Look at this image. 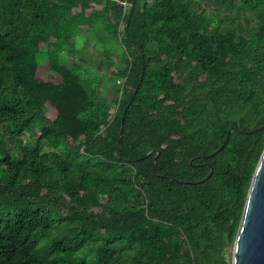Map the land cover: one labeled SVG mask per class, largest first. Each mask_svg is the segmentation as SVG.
Instances as JSON below:
<instances>
[{"label":"trees","instance_id":"16d2710c","mask_svg":"<svg viewBox=\"0 0 264 264\" xmlns=\"http://www.w3.org/2000/svg\"><path fill=\"white\" fill-rule=\"evenodd\" d=\"M263 125L264 0H0V264H231Z\"/></svg>","mask_w":264,"mask_h":264},{"label":"water","instance_id":"95a60500","mask_svg":"<svg viewBox=\"0 0 264 264\" xmlns=\"http://www.w3.org/2000/svg\"><path fill=\"white\" fill-rule=\"evenodd\" d=\"M129 105L130 102L127 106ZM125 112L126 110H124L121 117L119 149L122 128L125 120ZM234 130V128H230L228 130L224 143L215 152L205 156L197 157V159H210L222 151L229 140L230 133ZM263 132L264 125L252 131L243 133L252 134ZM152 154L153 151H150L145 155V157H148ZM158 155L159 152H157L153 158V170ZM212 171V167H210V173L204 179L199 181H181L172 178H170V180L188 185L201 184L211 176ZM231 264H264V149L248 190L240 224L232 247Z\"/></svg>","mask_w":264,"mask_h":264},{"label":"rangeland","instance_id":"374dc122","mask_svg":"<svg viewBox=\"0 0 264 264\" xmlns=\"http://www.w3.org/2000/svg\"><path fill=\"white\" fill-rule=\"evenodd\" d=\"M208 3L209 2H205ZM74 46L77 53V72L80 77L89 85L99 86L100 95L106 96L109 87L112 89V67L108 66V60L106 58L111 55L117 56L121 52V46L111 41L105 33L97 29H92L84 35L74 38ZM94 47V49L92 48ZM62 57L65 53L61 54ZM38 63L40 67L46 66V59L39 56ZM48 77L58 81V77L54 74H48ZM119 83V81L117 82ZM49 118L53 117L50 111H47ZM230 251V257H231Z\"/></svg>","mask_w":264,"mask_h":264},{"label":"crops","instance_id":"0c3cea01","mask_svg":"<svg viewBox=\"0 0 264 264\" xmlns=\"http://www.w3.org/2000/svg\"><path fill=\"white\" fill-rule=\"evenodd\" d=\"M113 42L116 43V44H118V43H117L116 41H114V40H113ZM92 48L94 49V47H92ZM111 59L115 62L116 66H119V65H120L117 56L112 55V56H111ZM112 70H113V69H112ZM112 74H113V73H112ZM112 82H113V79H112ZM113 88H114V85H113V83H112V92H113ZM110 91H111V89H110V87H109V90H108L107 94H109ZM107 94H106V95H107Z\"/></svg>","mask_w":264,"mask_h":264},{"label":"built area","instance_id":"2783aa9c","mask_svg":"<svg viewBox=\"0 0 264 264\" xmlns=\"http://www.w3.org/2000/svg\"><path fill=\"white\" fill-rule=\"evenodd\" d=\"M119 82H121V81H119ZM114 112H115V107L110 108V110H109L110 116H112L114 114Z\"/></svg>","mask_w":264,"mask_h":264}]
</instances>
